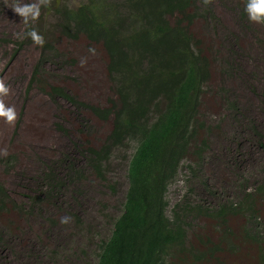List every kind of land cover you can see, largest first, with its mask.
I'll use <instances>...</instances> for the list:
<instances>
[{
    "label": "rangeland",
    "instance_id": "rangeland-1",
    "mask_svg": "<svg viewBox=\"0 0 264 264\" xmlns=\"http://www.w3.org/2000/svg\"><path fill=\"white\" fill-rule=\"evenodd\" d=\"M58 1L76 7L82 0ZM195 1L200 14L206 8L213 12L193 27L215 62L202 109V120L209 128L202 139H207L209 151L197 176L190 170L194 159L184 162L167 194L169 216L178 204L212 208L239 204L247 194L253 195L259 237L253 242L248 232L245 238V232L252 230L246 216H230L226 226L235 234L232 239L238 248L220 254L217 264H262L264 25L247 19L244 0ZM17 2L34 0H0V79L9 88L0 100L17 113L12 123L0 118V184L9 202L22 209L9 205L0 213V264H97L100 245L111 237L113 219L122 214L134 144L114 153L106 181L84 173L77 185L62 192L63 204L41 199L34 208L33 199L46 191L43 176L49 167L60 174L61 158L68 156L72 163L78 160L76 145L102 143L112 131L113 121L78 113L62 98L48 95L52 86H61L83 101L106 105L112 87L109 56L102 45L60 36L54 29L55 18L45 16L41 9L42 35L58 48V54L46 67L42 64L39 80L33 81L42 46L32 39L23 44L26 39L17 38V33L26 30L23 18L12 9ZM74 215L79 216V223ZM188 222L191 243H198L200 249L204 246L199 238L215 243L221 236L213 219Z\"/></svg>",
    "mask_w": 264,
    "mask_h": 264
},
{
    "label": "trees",
    "instance_id": "trees-1",
    "mask_svg": "<svg viewBox=\"0 0 264 264\" xmlns=\"http://www.w3.org/2000/svg\"><path fill=\"white\" fill-rule=\"evenodd\" d=\"M197 4L195 0H82L70 7L50 0L42 8L45 16L55 18L54 29L60 36L103 46L112 84L106 105L83 101L61 86H52L48 95L62 98L78 113L113 121V129L102 143L76 145L78 160L61 158L60 174L49 167L43 176L46 191L33 199V207L41 199L63 204L62 192L77 185L84 173L106 181L114 153L135 146L122 214L113 219L112 235L102 241L97 264H217L220 254L238 248L232 239L235 234L226 226L232 215H244L250 221L252 230L245 232V238L249 232L256 242L261 233L254 221L258 212L251 194L239 204L212 208L178 204L169 216L167 194L184 162L194 159L190 170L197 176L209 151L207 139H202L209 129L202 109L215 62L193 27L213 12L206 8L200 14ZM41 18L35 27L42 35ZM57 54L54 44H43L33 81L39 80L42 64L46 67ZM259 191L264 192V186ZM9 200L0 184V213L9 205L22 209ZM74 217L79 223V216ZM200 217L215 220L221 228L215 243L199 238L203 250L191 243L188 222Z\"/></svg>",
    "mask_w": 264,
    "mask_h": 264
},
{
    "label": "clouds",
    "instance_id": "clouds-1",
    "mask_svg": "<svg viewBox=\"0 0 264 264\" xmlns=\"http://www.w3.org/2000/svg\"><path fill=\"white\" fill-rule=\"evenodd\" d=\"M50 0H34L32 3L21 4L17 2L12 9L16 14L23 18L26 30L17 33V38L20 40L32 39L35 43L43 46L45 43L43 35L35 27L36 22L41 14V9L47 7ZM244 12L247 19L256 24H264V0H245ZM9 93V88L3 79H0V96H6ZM0 118L12 123L17 119L16 110L13 107L6 105L0 100Z\"/></svg>",
    "mask_w": 264,
    "mask_h": 264
},
{
    "label": "bare ground",
    "instance_id": "bare-ground-1",
    "mask_svg": "<svg viewBox=\"0 0 264 264\" xmlns=\"http://www.w3.org/2000/svg\"><path fill=\"white\" fill-rule=\"evenodd\" d=\"M45 143V142H44ZM57 144V143H56Z\"/></svg>",
    "mask_w": 264,
    "mask_h": 264
}]
</instances>
